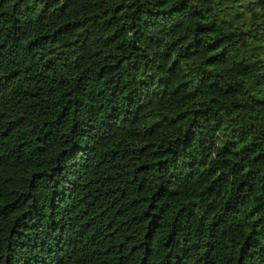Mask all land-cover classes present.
Masks as SVG:
<instances>
[{
  "label": "trees",
  "instance_id": "16d2710c",
  "mask_svg": "<svg viewBox=\"0 0 264 264\" xmlns=\"http://www.w3.org/2000/svg\"><path fill=\"white\" fill-rule=\"evenodd\" d=\"M0 264H264V0H0Z\"/></svg>",
  "mask_w": 264,
  "mask_h": 264
}]
</instances>
